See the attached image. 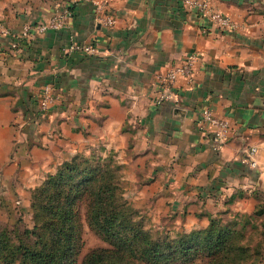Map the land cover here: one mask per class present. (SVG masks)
<instances>
[{"label": "crops", "instance_id": "0c3cea01", "mask_svg": "<svg viewBox=\"0 0 264 264\" xmlns=\"http://www.w3.org/2000/svg\"><path fill=\"white\" fill-rule=\"evenodd\" d=\"M96 1L0 0L11 33L0 30V188L34 186L75 152L101 147L115 151L125 189L152 218L188 231L225 209L251 212L264 196V0H208L235 23L225 29L184 0ZM63 7V27L14 37ZM105 13L114 25L96 19ZM71 41L97 52L68 50ZM188 53L191 73L158 100L162 73ZM45 83L58 98L41 114ZM207 106L230 123L219 150L197 124Z\"/></svg>", "mask_w": 264, "mask_h": 264}, {"label": "trees", "instance_id": "16d2710c", "mask_svg": "<svg viewBox=\"0 0 264 264\" xmlns=\"http://www.w3.org/2000/svg\"><path fill=\"white\" fill-rule=\"evenodd\" d=\"M121 164L77 151L33 188L30 227L0 223V264H243L258 248L251 213L211 214L206 225L175 234L153 231L124 195ZM257 208V209H256ZM83 220L106 245H83ZM260 232L264 235V219Z\"/></svg>", "mask_w": 264, "mask_h": 264}, {"label": "built area", "instance_id": "2783aa9c", "mask_svg": "<svg viewBox=\"0 0 264 264\" xmlns=\"http://www.w3.org/2000/svg\"><path fill=\"white\" fill-rule=\"evenodd\" d=\"M79 1V0H75ZM188 5L195 7L202 15L208 17L215 26L225 29L233 28L235 23L233 20L223 11L212 7L208 0H184ZM94 3H99L93 0ZM71 14L68 7H63L60 11H56L49 16L48 19L37 21L35 23H29L23 26V28L14 33V37H22L27 34L30 29H34L36 32H43L47 29H58L66 24V21ZM96 19L107 25L112 26L115 23V18L110 13L98 15ZM0 30L6 34L10 33L9 29L0 23ZM11 34V33H10ZM71 51H79L85 54H94L97 52V46L93 42L84 41H71L67 47ZM196 60L195 53L186 54L180 61L174 63L161 75V81L163 85V91L159 96L161 98L169 96L171 94V85L179 75H189L192 71V67ZM58 93L52 87L50 83H45L42 87L40 95L37 100V112L45 113V111L56 101ZM36 119L37 115L34 114ZM197 124L200 129L208 131L211 134L212 146L214 149H221L225 141L228 138L230 123L223 117L218 115L212 108L203 107L199 113ZM246 161L250 166L256 165V153L257 147L255 145L249 146L246 150Z\"/></svg>", "mask_w": 264, "mask_h": 264}, {"label": "rangeland", "instance_id": "374dc122", "mask_svg": "<svg viewBox=\"0 0 264 264\" xmlns=\"http://www.w3.org/2000/svg\"><path fill=\"white\" fill-rule=\"evenodd\" d=\"M82 151H84L86 154H91V155L105 156L107 154H110L114 159L117 160L114 150L104 151L101 147H92L88 151L87 150H82ZM121 173H122L121 174L122 184L124 187V195L139 210V214L142 216L143 221L147 227H149L153 231H158L161 233H169V234H175L176 232L183 231V229H178V227L175 226L173 219L164 218L162 216H160L159 218H152L153 214L148 211L147 207L141 205L140 201L138 202L137 200H135V197L133 196L134 189H125V184L122 177L123 176L122 169H121ZM44 177L39 182L35 183L34 186H32L33 184H30V186H28L26 189L0 188V223L1 224L7 225L10 228L16 226L19 229H22L23 227H30L32 225L33 223L32 208L30 205L31 194L33 188L39 183H41ZM257 198L258 200L255 207L258 208V206L261 205L264 208L263 194H261L260 196L258 195ZM225 210H227V213H224L223 216L229 215L228 213L237 212L232 209H225ZM251 212H240V213H251ZM253 219L255 224H257L258 228L251 232L250 243L251 244L256 243V246L258 248V254L260 252V255L259 256L256 255L255 257L252 254V256H250L248 259L253 260L252 264H264V235L260 232L262 226L261 224H263V219H264V210L263 212L258 213L256 216H254ZM82 237L84 242L79 252V256H78L79 259L87 249L94 246L106 245L105 241H103L102 238L86 224L85 220H83ZM78 262L79 261H77V264ZM243 264H251V262L250 260H247Z\"/></svg>", "mask_w": 264, "mask_h": 264}]
</instances>
